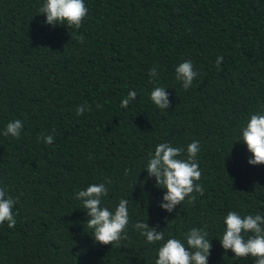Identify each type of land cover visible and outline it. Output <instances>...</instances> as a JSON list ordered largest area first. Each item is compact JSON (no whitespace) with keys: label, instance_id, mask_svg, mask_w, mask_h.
<instances>
[{"label":"trees","instance_id":"obj_1","mask_svg":"<svg viewBox=\"0 0 264 264\" xmlns=\"http://www.w3.org/2000/svg\"><path fill=\"white\" fill-rule=\"evenodd\" d=\"M42 2L0 0V187L18 197L15 226L0 224V264H155L162 242L133 228L144 220L165 239L206 225L208 264H254L219 238L230 210L264 216V164H248L235 141L250 114L264 113V0H84L79 29L46 24ZM186 60L198 73L187 90L175 79ZM153 79L169 93L166 110L150 99ZM130 90L136 99L121 107ZM81 104L91 111L78 116ZM14 119L19 138L3 135ZM193 140L204 192L167 212L149 153L167 142L185 158ZM106 178L104 206L129 200L119 247L94 240L76 198Z\"/></svg>","mask_w":264,"mask_h":264},{"label":"clouds","instance_id":"obj_2","mask_svg":"<svg viewBox=\"0 0 264 264\" xmlns=\"http://www.w3.org/2000/svg\"><path fill=\"white\" fill-rule=\"evenodd\" d=\"M38 14L45 16V23L51 26L66 25L79 29L88 14V8L84 0H43L37 10ZM75 38L83 42L84 37L76 34ZM223 61L222 56H217L215 64L219 68ZM175 79L182 82L184 89H188L198 73L194 70L191 60L179 63L175 68ZM150 78L156 77L157 72L152 68ZM150 93V99L159 109L166 110L169 105V93L165 86H161L156 80ZM137 97L134 90H130L121 100V107H128ZM101 107L97 104V108ZM85 111H91L87 104L78 105L76 114L83 115ZM23 122L20 119L9 121L3 135L19 138ZM242 141L251 153L247 163L250 165L264 164V113L250 114L245 126L240 129ZM46 144L54 142V136L43 135ZM184 148L173 146L167 142L158 143L154 152L149 153L146 166L147 175L155 179L158 187L165 189L162 195L160 208L172 212L177 205L185 199L189 203L195 202L194 193L203 194L204 188L197 183L202 176L197 155L200 152V142L193 140L187 145V156L181 158ZM127 175V170H125ZM136 183V178H135ZM134 183V184H135ZM141 183H143L141 181ZM111 180L94 183L76 193V198L82 202V208L86 210L88 217L87 227L92 230L94 240L102 245L120 246V242L127 238L126 229L130 223L129 200L121 198L113 210L104 206L103 198L108 196ZM18 197L13 198L6 187H0V224L7 222L8 227L15 226L14 205ZM225 225L222 238H219L223 249L231 250L237 259L254 258V264H264V216L260 214H244L230 210L224 217ZM133 228L145 237L146 242L155 244L162 242L157 249L155 264H208L210 249L212 247L208 238L207 226L192 227L183 238L169 235L165 239V233L151 227L144 221H137Z\"/></svg>","mask_w":264,"mask_h":264}]
</instances>
